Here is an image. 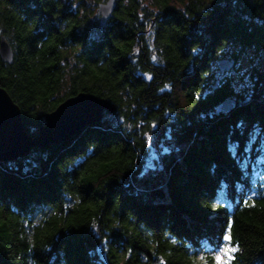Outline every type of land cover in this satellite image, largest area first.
<instances>
[{
  "label": "trees",
  "instance_id": "16d2710c",
  "mask_svg": "<svg viewBox=\"0 0 264 264\" xmlns=\"http://www.w3.org/2000/svg\"><path fill=\"white\" fill-rule=\"evenodd\" d=\"M103 1L0 0V86L29 134L81 91L115 106L0 161V264H219L227 245L264 264V71L242 95L212 70L264 49V0H115L102 22Z\"/></svg>",
  "mask_w": 264,
  "mask_h": 264
},
{
  "label": "water",
  "instance_id": "95a60500",
  "mask_svg": "<svg viewBox=\"0 0 264 264\" xmlns=\"http://www.w3.org/2000/svg\"><path fill=\"white\" fill-rule=\"evenodd\" d=\"M115 8V0H105L97 5L101 21H106ZM0 58L6 63L13 60V50L4 36H0ZM234 59L221 58L219 70H227ZM217 81L213 84L216 87ZM232 102L225 98L218 108L229 107ZM115 106L105 98L87 92H79L61 101L52 111L45 113L44 122L38 125L36 135L29 134L23 125L18 104L0 86V161L25 156L33 148H48L69 137L87 123L98 121L103 111L112 112Z\"/></svg>",
  "mask_w": 264,
  "mask_h": 264
},
{
  "label": "rangeland",
  "instance_id": "374dc122",
  "mask_svg": "<svg viewBox=\"0 0 264 264\" xmlns=\"http://www.w3.org/2000/svg\"><path fill=\"white\" fill-rule=\"evenodd\" d=\"M183 1L184 0H171L172 4H174L176 7L179 8L182 7ZM233 50H236L235 45L229 48L226 47V52L224 54H219L215 58L212 70L213 72H215L217 80H219L222 77L223 78L225 77L226 79H228V81H230L231 86L235 92L244 95L247 94L251 88L252 75L254 71L256 70L264 71V49L259 52L254 49H247L244 53L239 52L236 58L230 56V51L232 52ZM224 57L228 59L233 58L234 64L231 68L227 70H219L218 61L219 59ZM210 83L211 85L215 84V80L212 79ZM146 140L149 143V147L152 149L146 161V163L150 165L154 161V157L156 158L158 156L157 149H159V147H157V142L160 141H156L155 139L151 141L149 136H147ZM162 143L163 142H161L160 144ZM226 247H231V246L229 245L224 246L221 249H219L215 254L216 255L215 261L218 262L219 264H226L227 259H229V257L224 256V249ZM217 256H221L222 259L220 261H217L216 260ZM198 257L202 258L203 256L199 255Z\"/></svg>",
  "mask_w": 264,
  "mask_h": 264
},
{
  "label": "snow or ice",
  "instance_id": "6c2138e0",
  "mask_svg": "<svg viewBox=\"0 0 264 264\" xmlns=\"http://www.w3.org/2000/svg\"><path fill=\"white\" fill-rule=\"evenodd\" d=\"M194 51H195V49H194ZM231 239H232V238H231L230 235H226V236L223 237V241L230 242ZM235 251H236V249H235L234 247H226V248L224 249V256H225V257H229V258H231V254L234 253ZM221 259H222L221 256H217V257H216V260H217V261H220Z\"/></svg>",
  "mask_w": 264,
  "mask_h": 264
}]
</instances>
